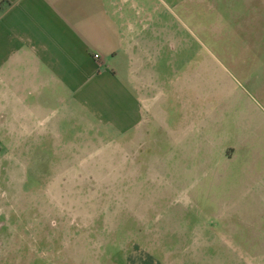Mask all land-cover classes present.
<instances>
[{"label":"rangeland","instance_id":"rangeland-1","mask_svg":"<svg viewBox=\"0 0 264 264\" xmlns=\"http://www.w3.org/2000/svg\"><path fill=\"white\" fill-rule=\"evenodd\" d=\"M204 3L194 25L169 16L178 41L132 43L141 64L168 49L152 85L170 127L194 121L193 149L170 154L156 120L146 141L1 138L0 264H264V0ZM224 148L237 163H212Z\"/></svg>","mask_w":264,"mask_h":264},{"label":"crops","instance_id":"crops-1","mask_svg":"<svg viewBox=\"0 0 264 264\" xmlns=\"http://www.w3.org/2000/svg\"><path fill=\"white\" fill-rule=\"evenodd\" d=\"M204 1L0 0V139H11L10 153L23 152L24 144L45 148L50 137H76L82 124L146 141L153 120L164 127L170 154L191 143L192 150L194 121L179 126L173 120L170 127L152 85V59L168 49L151 51V60L141 64L132 43L178 41L169 16L178 21L184 10L194 25ZM35 138L43 144L36 146ZM199 152L190 153L192 163ZM216 152V165L235 164L241 153Z\"/></svg>","mask_w":264,"mask_h":264},{"label":"built area","instance_id":"built-area-1","mask_svg":"<svg viewBox=\"0 0 264 264\" xmlns=\"http://www.w3.org/2000/svg\"><path fill=\"white\" fill-rule=\"evenodd\" d=\"M95 58L98 59L99 58V55H95Z\"/></svg>","mask_w":264,"mask_h":264}]
</instances>
